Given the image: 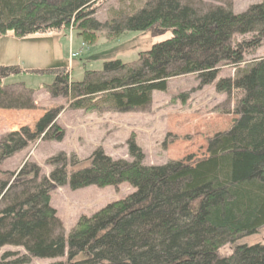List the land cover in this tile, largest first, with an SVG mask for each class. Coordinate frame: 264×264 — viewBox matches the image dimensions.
<instances>
[{
    "label": "trees",
    "instance_id": "obj_1",
    "mask_svg": "<svg viewBox=\"0 0 264 264\" xmlns=\"http://www.w3.org/2000/svg\"><path fill=\"white\" fill-rule=\"evenodd\" d=\"M97 1L0 0V37L72 28L88 43L101 30L108 38L169 32L135 62L105 61L80 81H70L60 67L34 72H53L51 96L100 112L144 109L154 91H166L169 79L193 74L200 85L214 83L217 92L235 98L236 118L208 139L207 155L194 161L146 165L130 142L131 161L98 149L88 165L71 172L68 167L79 161L64 154L51 159L47 176L34 163L6 176L0 171V250H24L20 257L4 252L0 264H28L30 258H65L49 264H264V243L239 242L264 225V57L254 56L264 37V0L240 13L232 0H145L134 12H115L104 22L94 16ZM223 65L235 67L233 76L218 78ZM21 72L0 65V80ZM57 112L45 113L33 131L22 127L3 135L0 163L42 134L51 138ZM124 182L134 190L80 216L65 235L50 204L55 185L76 190ZM227 245L231 253L223 255Z\"/></svg>",
    "mask_w": 264,
    "mask_h": 264
},
{
    "label": "rangeland",
    "instance_id": "obj_2",
    "mask_svg": "<svg viewBox=\"0 0 264 264\" xmlns=\"http://www.w3.org/2000/svg\"><path fill=\"white\" fill-rule=\"evenodd\" d=\"M144 1L99 0L94 16L104 22L115 12H134ZM259 1L232 0L233 11L243 12ZM169 34L154 37L148 31H128L108 38L101 30L93 33L94 38L88 43L72 28L22 38L11 33L1 36L0 65L19 66L23 72L0 80V138L22 127L33 131L45 113L58 111L57 128L50 132L51 138L44 139L42 134L2 160L0 171L4 176L18 172L25 163H34L40 174L47 176L53 169L51 159L61 154L69 161L71 156L79 161L68 167L71 172L88 165L90 155L98 149L112 159L131 161L130 142L141 150L142 163L146 165L172 160L194 161L206 156L208 139L227 130L236 118L233 113L235 98L217 92L214 83L200 85L193 74L173 77L168 80L166 91L152 93L151 103L144 109L100 112L72 108L68 96H51L47 85L53 82V72H34L60 67L67 71L70 81H80L85 71H98L105 61L135 62L141 51H147L153 43ZM254 56L264 57V37ZM219 71L218 78L231 77L235 67L223 65ZM60 132L62 135L58 139ZM133 190L126 182L117 187L91 185L76 190H71L68 185H55L50 191V204L67 235L80 216H90ZM239 242L264 243V225ZM7 251L15 257L24 254L21 247L5 246L0 250V257ZM220 252L228 255L231 249L227 245ZM62 259L30 258L28 264H49Z\"/></svg>",
    "mask_w": 264,
    "mask_h": 264
}]
</instances>
